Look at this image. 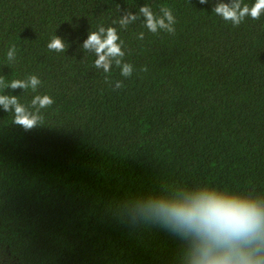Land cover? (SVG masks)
I'll use <instances>...</instances> for the list:
<instances>
[{
    "label": "trees",
    "instance_id": "1",
    "mask_svg": "<svg viewBox=\"0 0 264 264\" xmlns=\"http://www.w3.org/2000/svg\"><path fill=\"white\" fill-rule=\"evenodd\" d=\"M218 2L0 0V78L41 81L0 95L30 110L54 100L28 131L0 107V264H187L190 242L139 204L203 187L264 200V12L233 25ZM143 4L170 8L175 31L153 34L143 16L121 28ZM101 25L131 76L80 47ZM54 35L64 52L48 49Z\"/></svg>",
    "mask_w": 264,
    "mask_h": 264
},
{
    "label": "clouds",
    "instance_id": "2",
    "mask_svg": "<svg viewBox=\"0 0 264 264\" xmlns=\"http://www.w3.org/2000/svg\"><path fill=\"white\" fill-rule=\"evenodd\" d=\"M200 4L208 0H199ZM119 11V9H118ZM212 11L225 21L239 25L246 16L259 19L264 12V0H255L249 7L241 5V0H223L216 3ZM162 15L157 16L151 7L143 4L138 12L133 14L128 9L118 17L121 28L127 27L143 16L144 26L153 34L158 30L169 33L175 31L176 23L172 11L161 7ZM113 23H117L114 21ZM144 34L138 33V39L143 40ZM119 36L116 28L99 26L97 31L89 32L80 46L83 50L95 55L94 67L109 72L113 63L120 67L121 75L129 77L132 74L131 64L122 63L125 55L121 45L117 43ZM50 51L64 52L67 44L54 35L47 45ZM9 62L15 60V49L7 53ZM41 81L37 76L27 80H12L5 82L0 78V88H11L33 91ZM123 87L117 81L115 88ZM54 100L48 95H35L31 100V110L18 101L14 95H0V107L12 113L13 122L25 131L37 127L41 121V109L50 107ZM137 214L157 223L170 233L190 242L187 264H264V200L251 195H237L218 191L207 187L181 189L171 196H149L138 205Z\"/></svg>",
    "mask_w": 264,
    "mask_h": 264
}]
</instances>
